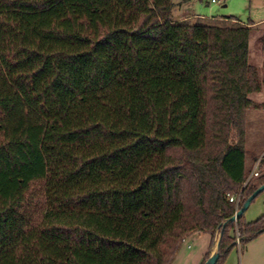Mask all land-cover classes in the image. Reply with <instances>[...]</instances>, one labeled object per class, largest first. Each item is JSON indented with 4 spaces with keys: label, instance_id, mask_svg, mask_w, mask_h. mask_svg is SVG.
<instances>
[{
    "label": "trees",
    "instance_id": "trees-1",
    "mask_svg": "<svg viewBox=\"0 0 264 264\" xmlns=\"http://www.w3.org/2000/svg\"><path fill=\"white\" fill-rule=\"evenodd\" d=\"M170 5L0 0V264H167L219 230L223 264L264 229V211L221 226L264 180L244 161L254 23Z\"/></svg>",
    "mask_w": 264,
    "mask_h": 264
},
{
    "label": "rangeland",
    "instance_id": "rangeland-1",
    "mask_svg": "<svg viewBox=\"0 0 264 264\" xmlns=\"http://www.w3.org/2000/svg\"><path fill=\"white\" fill-rule=\"evenodd\" d=\"M172 15H187L196 18L233 16L241 22L254 24L247 38V61L258 68L264 60V46H260L256 36L264 29V0H170ZM258 106L246 107L243 117L244 161L252 167L256 158L264 156V91L262 88L247 93ZM259 164V159L257 165ZM264 211V188L259 190L242 211V218L250 220ZM217 232L214 238V242ZM208 234L191 233L183 236L180 250H195L207 242ZM212 241V243H213ZM189 243L190 247H185ZM204 246L201 250L205 249ZM224 264H264V229L241 243H234L223 259Z\"/></svg>",
    "mask_w": 264,
    "mask_h": 264
},
{
    "label": "crops",
    "instance_id": "crops-1",
    "mask_svg": "<svg viewBox=\"0 0 264 264\" xmlns=\"http://www.w3.org/2000/svg\"><path fill=\"white\" fill-rule=\"evenodd\" d=\"M171 10H172V3L170 5V12H171ZM170 16L173 19L187 18V15H180V14L172 15V13H170ZM194 232L195 233H202L205 231H193V233ZM205 233H207V232H205ZM208 241H209V234H208L207 242L206 243L204 242L205 246H206L204 250H201V248L204 246V243H203V245H200V247L198 246V248H196L195 250H180L179 249L180 242H179L177 244L176 248L174 249L172 255L168 259L167 264H200L204 260L205 252L207 251L209 254L214 249V241L209 247H208ZM185 247L189 248L190 247L189 243H186Z\"/></svg>",
    "mask_w": 264,
    "mask_h": 264
},
{
    "label": "water",
    "instance_id": "water-1",
    "mask_svg": "<svg viewBox=\"0 0 264 264\" xmlns=\"http://www.w3.org/2000/svg\"><path fill=\"white\" fill-rule=\"evenodd\" d=\"M262 188H264V180H262L261 182H259L253 189L251 192H249L245 198L243 199V201L240 203V205L233 211V213L231 215H229L228 217H226L222 222H221V226L228 220H233L240 212L243 211V209L247 206L248 202L250 201V199ZM219 233L220 230L217 232V236L214 242V249L207 255L206 258H204V260L200 263V264H213L216 256H217V245H218V239H219ZM238 241V237L234 238V240L232 242H236Z\"/></svg>",
    "mask_w": 264,
    "mask_h": 264
},
{
    "label": "built area",
    "instance_id": "built-area-1",
    "mask_svg": "<svg viewBox=\"0 0 264 264\" xmlns=\"http://www.w3.org/2000/svg\"><path fill=\"white\" fill-rule=\"evenodd\" d=\"M258 159H259V157L255 159V161H254L252 167L250 168L248 174H256V166H257V161H258ZM227 199L233 201V202H234V206L236 207L237 202H238V192L235 193V194H228V195H227ZM235 209H236V208H235ZM235 209H234V210H235ZM237 233H238V232L235 231V234H236V235H237ZM235 238H237V236H235ZM236 243H237V241H236Z\"/></svg>",
    "mask_w": 264,
    "mask_h": 264
}]
</instances>
